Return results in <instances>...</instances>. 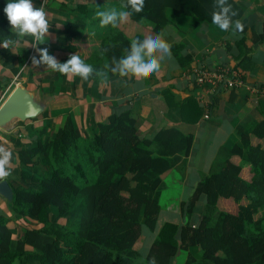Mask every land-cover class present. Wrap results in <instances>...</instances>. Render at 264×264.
I'll return each mask as SVG.
<instances>
[{"label": "trees", "instance_id": "trees-1", "mask_svg": "<svg viewBox=\"0 0 264 264\" xmlns=\"http://www.w3.org/2000/svg\"><path fill=\"white\" fill-rule=\"evenodd\" d=\"M6 2L0 0V41L11 32L3 12ZM125 3L78 2L72 8L73 16L62 21L65 40L57 45L61 51L58 61L65 62L76 54L91 65L94 74L83 80L84 85L119 76L109 70L113 58L125 56L133 39H144L140 34L128 37L117 25L100 26L97 11H131L123 8ZM214 3L144 0L143 10L133 12L129 18L161 34L168 25H174L169 10L176 17L191 18L192 29H197L203 23L214 24L212 13L219 10ZM227 3L236 12L227 30L238 34L234 67L245 75L251 46L246 44L244 9L236 0ZM237 21L243 25L242 30L235 28ZM86 32L95 33L98 45L86 54H77L72 42ZM263 38L262 32L253 30V44ZM170 46L180 67L192 62L193 55L185 53L183 42H172ZM24 63L21 57L12 67L13 73L22 75ZM95 71L102 75L97 76ZM77 78H72V84ZM42 81L35 87L47 92ZM62 83L54 82L51 91L57 94ZM236 90L223 91L233 98ZM182 102L186 122L198 123L203 106L191 93ZM47 128L45 122L39 129L35 127L27 144L5 134L13 143L18 172L10 171L5 179L14 197L7 205L10 215L0 213V264H175L179 250L186 252L184 264H264V146L251 142V136L264 139V118L247 116L237 124V141L218 147L188 199L179 201L183 221H166L159 228L160 196L166 187L163 175L189 156L192 133L160 126L152 135L142 136L131 107L111 112L85 131L68 112L52 134ZM233 157L239 161L234 162ZM244 165L250 168L248 180L240 177ZM202 197L203 210L194 221V207ZM219 202L224 206L219 207ZM18 221L24 227L16 237L13 231ZM142 227L155 232V237L140 257L135 244Z\"/></svg>", "mask_w": 264, "mask_h": 264}, {"label": "crops", "instance_id": "crops-1", "mask_svg": "<svg viewBox=\"0 0 264 264\" xmlns=\"http://www.w3.org/2000/svg\"><path fill=\"white\" fill-rule=\"evenodd\" d=\"M38 1L40 2V0L33 2L34 5L40 7L42 4L50 24L49 35L45 43L38 46L47 47L49 53L53 52L60 55L61 51H59L57 45L65 40V32L62 31V21L73 16L72 8L76 3L86 2L87 0H45L47 1L46 5L44 3L40 4ZM236 1L244 9V19L248 26L245 33L246 44L249 47L251 46L249 55L251 60L247 61L246 64L245 82L235 91L233 98L221 89L211 91L205 95L208 102L212 99L211 105L208 107L209 118L206 119L202 116L201 120L195 124L188 123L185 120L182 102L184 97L191 93L202 105L200 96L203 90L190 78L192 76L190 70L197 65L212 67L218 64H227L234 66L237 63L234 55L238 53L235 43L238 39V34L222 30L214 24L206 23L201 24L197 29H192L191 18L176 17L168 10V16L174 25H168L165 28L164 32L161 33L162 38L169 44L172 42H183L186 45L185 53L193 55V60L190 64L186 67H180L172 56L171 59L165 58L161 62L160 69L145 79L132 75L123 77L119 75L106 81H92L88 85H84L83 79L77 78L74 87L69 84L70 89H68L67 83L72 80V76L69 74L63 75L64 80L61 84L63 87L55 94V101L44 113L46 115L41 118L40 124L45 121L47 123L53 122V125H50L52 127L51 132H49L50 127L47 128V133L52 134L56 130L55 127L61 124L63 114L68 112L80 130L85 131L96 122L103 121L111 112L131 107L133 115L137 119L140 135L150 136L160 126L177 127L185 133H192L194 135V144L196 140L195 129L203 128L208 131L212 126L219 127L222 122H225L226 133L216 142V149L206 165L208 170L218 147L221 145L229 146L237 141L235 129L239 122L247 116H251L255 120L264 118V94L254 92L252 88L259 84L264 85V38L257 44H253L251 41L254 29L264 34V0ZM131 24L132 28L128 30V26ZM117 26L128 37H133L137 34L142 35L143 38L149 35H157L149 27H143V25L133 22L129 17L124 21H118ZM95 36L94 32H86L84 36L74 39L72 43L76 48V53L86 54L97 47L98 39ZM6 40H12L14 43L8 49L0 47V103L11 91L12 87L16 85V76L22 78L24 69H30V43H33L34 37L17 38L14 35V31H11L7 38L0 41V44H3ZM21 57L25 58V63L21 67L22 75H20V72L14 74L12 67L19 64ZM28 81H31V79L28 78ZM44 82L42 81L41 83L43 88L51 91L53 87L48 89ZM26 87L28 86L26 85ZM211 95L213 96L211 97ZM58 99L60 102L52 106ZM37 123L39 124V122ZM1 131L3 134L0 132V147H5L12 153L8 170L16 174L18 172V163L14 146L6 136L4 137L5 134L12 133V130L9 129V132ZM251 142L253 144L260 143L264 146V139H258L255 136H251ZM191 157L192 150L189 156L183 158L180 162V164H185V169H188V161ZM233 161L237 163L239 158L233 157ZM174 170L175 168L166 172L163 178ZM200 170L201 168L198 167L192 169L197 174H199ZM185 176L187 177V175H184L183 179H185ZM250 176L249 165H244L240 177L248 180ZM2 199L6 203L3 197ZM0 207H2L1 204ZM6 215H10V212L7 211ZM10 224L13 223L11 222Z\"/></svg>", "mask_w": 264, "mask_h": 264}, {"label": "clouds", "instance_id": "clouds-1", "mask_svg": "<svg viewBox=\"0 0 264 264\" xmlns=\"http://www.w3.org/2000/svg\"><path fill=\"white\" fill-rule=\"evenodd\" d=\"M214 7L219 10L213 11L212 22L222 30L227 31L232 26L231 17L235 16L236 12L227 3V0H215ZM123 8L131 9V11H117L116 9L97 11L95 15L99 19L100 26L105 27L111 24L115 27L118 21H124L133 12H141L144 8V0H126ZM3 12L10 25V30L14 31L17 38L34 37L31 47L38 54V57L35 54L30 57L33 67L44 65L54 72L63 75L71 74L74 77L79 76L83 80L89 79L94 74L93 67L86 64L78 55H70L65 62H60L49 53L47 47L38 46L45 43L50 29L47 14L42 5L36 7L33 0H7ZM235 28L242 30L243 25L237 21ZM13 43L12 40H6L0 44V47L8 49ZM126 51L127 54L122 58L118 60L113 58L109 68L111 73L122 77L132 75L145 79L160 69L161 62L165 58H172L171 46L162 38V34L149 35L143 40L133 39ZM95 74L97 76L102 75L98 71H95ZM103 75L106 76V74ZM36 111H38L37 106L30 104L26 108L25 115H35ZM11 156L12 153L9 150L0 147V181H4L10 175L8 165Z\"/></svg>", "mask_w": 264, "mask_h": 264}, {"label": "rangeland", "instance_id": "rangeland-1", "mask_svg": "<svg viewBox=\"0 0 264 264\" xmlns=\"http://www.w3.org/2000/svg\"><path fill=\"white\" fill-rule=\"evenodd\" d=\"M39 3L40 4L44 3V5H46L47 1L40 0ZM143 27H146V25H143ZM131 28H132V24L128 26V30H131ZM31 44L32 43H30V51H31L30 57L34 54L37 55L38 57V54L35 53V50L33 49V47H31ZM50 54L54 55L58 60L59 54L57 55L53 52H50ZM23 73L24 75L22 78L19 76H16L15 83L17 84V83L22 82V84L25 86L27 85L29 89L36 88L35 84L38 82L40 83V81L42 80L45 81L44 83L46 84V87H48V89L53 87L54 82H60V81L62 82V80H64L63 74L54 72L44 65H41V67H33L31 65V62H30V69L27 70L25 68ZM73 77L74 76H72V78ZM28 78H31L32 81H28ZM69 84L73 87L75 86L74 84H72V81L68 82L67 83L68 89L71 88ZM63 90L65 89L63 88ZM209 90L210 92L211 91L213 92L212 89H209ZM212 96L213 95H211V97ZM59 102H60L59 99L56 100V102L52 106L57 105ZM45 115L46 114L42 116L39 115L38 117L30 119V120L27 119L25 121H16L10 128L12 130V133L8 131L9 133L7 134L20 138L23 144H27L30 142L29 141L30 135L33 133L32 130L35 127H37L38 129L40 128V126L43 124V122L42 124H40L42 120L41 118H43V116ZM37 122H39V124ZM45 123H47V121H45ZM50 125L52 126L53 122L51 123L48 122V127H50ZM57 127L58 126H56L55 128ZM51 130H52V127H50L49 132H51ZM194 133L196 136V140L192 146V157L188 161V164H189L187 166L188 169H185L184 163L180 164L177 166L178 168L176 167L172 173L166 175L163 178L164 182L166 183V187L162 190L161 196H160L161 211H160V214L157 220V228H159L166 221L174 222V223H181L183 221V217L180 214L179 201L188 199L193 189L192 185L196 183L197 179L200 177V175L203 172H207L206 165L209 162L211 155L214 153L216 149V142L217 140L222 138L226 133V123L222 122V124H220L219 127L212 126L211 129H209L208 131H205L203 128H198V129H195ZM192 164L198 165V166H194ZM195 167L201 168V170L199 171V174L192 171V169ZM184 175H187V177L185 176V179H183ZM17 183L19 184V182ZM0 204L2 205V207H0V213L6 214V212L9 210L7 208L5 201L2 199V197H0ZM203 206H204V198L202 197L197 201L194 207V213L192 217L194 221H197L199 219L202 213V210H203ZM222 206H224V203L219 202V207H222ZM33 220L34 219L31 218L29 220L30 223L33 224ZM23 227L24 226L19 221L18 223L17 222L15 223L13 232L16 237L22 234ZM154 237H155V232H151L146 227H142V234L135 244V248L138 250L140 257H143L146 254V252L148 251L149 245ZM185 257H186V252L183 250H179L177 255L174 258V263L184 264Z\"/></svg>", "mask_w": 264, "mask_h": 264}, {"label": "water", "instance_id": "water-1", "mask_svg": "<svg viewBox=\"0 0 264 264\" xmlns=\"http://www.w3.org/2000/svg\"><path fill=\"white\" fill-rule=\"evenodd\" d=\"M55 101V94L52 91L45 92L41 87L29 89L22 83H17L0 103V129L8 131L16 121L33 119L48 110ZM38 108L35 115H25L29 105ZM0 196L8 206L14 197V192L7 180L0 181Z\"/></svg>", "mask_w": 264, "mask_h": 264}, {"label": "built area", "instance_id": "built-area-1", "mask_svg": "<svg viewBox=\"0 0 264 264\" xmlns=\"http://www.w3.org/2000/svg\"><path fill=\"white\" fill-rule=\"evenodd\" d=\"M190 78H192L199 87L203 90L201 98V103L204 106L205 112L203 113V118H209V102L206 100V96L210 93L209 89L213 91L217 89H238L245 82V75L242 74L239 69L232 65L218 64L212 67H206L202 65H197L190 70ZM244 77V78H243ZM253 91L264 94V87L260 88L258 86H253ZM0 132L1 129H0ZM1 140V133H0Z\"/></svg>", "mask_w": 264, "mask_h": 264}]
</instances>
